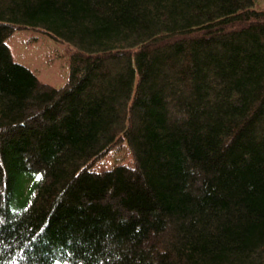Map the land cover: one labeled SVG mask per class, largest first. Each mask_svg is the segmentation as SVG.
<instances>
[{"label": "trees", "instance_id": "trees-1", "mask_svg": "<svg viewBox=\"0 0 264 264\" xmlns=\"http://www.w3.org/2000/svg\"><path fill=\"white\" fill-rule=\"evenodd\" d=\"M255 4L0 0V264H264ZM18 28L67 45L64 87L12 59Z\"/></svg>", "mask_w": 264, "mask_h": 264}, {"label": "rangeland", "instance_id": "rangeland-1", "mask_svg": "<svg viewBox=\"0 0 264 264\" xmlns=\"http://www.w3.org/2000/svg\"><path fill=\"white\" fill-rule=\"evenodd\" d=\"M256 9L264 10V0H256ZM12 59L29 68L38 81L53 88L64 87L69 76L68 48L38 29L18 28L5 40ZM132 163L126 142L118 144L94 164L95 170L114 164Z\"/></svg>", "mask_w": 264, "mask_h": 264}, {"label": "snow or ice", "instance_id": "snow-or-ice-1", "mask_svg": "<svg viewBox=\"0 0 264 264\" xmlns=\"http://www.w3.org/2000/svg\"><path fill=\"white\" fill-rule=\"evenodd\" d=\"M36 179H37V180H40V179H42V177L39 176V175H37V176H36Z\"/></svg>", "mask_w": 264, "mask_h": 264}]
</instances>
